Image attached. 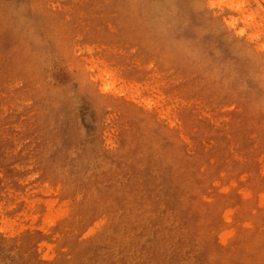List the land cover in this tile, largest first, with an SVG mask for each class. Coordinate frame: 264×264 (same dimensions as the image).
Instances as JSON below:
<instances>
[{
	"label": "rangeland",
	"instance_id": "rangeland-1",
	"mask_svg": "<svg viewBox=\"0 0 264 264\" xmlns=\"http://www.w3.org/2000/svg\"><path fill=\"white\" fill-rule=\"evenodd\" d=\"M0 264H264V0H0Z\"/></svg>",
	"mask_w": 264,
	"mask_h": 264
}]
</instances>
